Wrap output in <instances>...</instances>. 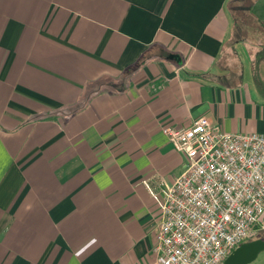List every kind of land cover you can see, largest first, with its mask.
Returning <instances> with one entry per match:
<instances>
[{"label": "crops", "instance_id": "1", "mask_svg": "<svg viewBox=\"0 0 264 264\" xmlns=\"http://www.w3.org/2000/svg\"><path fill=\"white\" fill-rule=\"evenodd\" d=\"M227 2L0 0V264H153L141 180L185 162L162 128L264 134V42Z\"/></svg>", "mask_w": 264, "mask_h": 264}, {"label": "built area", "instance_id": "2", "mask_svg": "<svg viewBox=\"0 0 264 264\" xmlns=\"http://www.w3.org/2000/svg\"><path fill=\"white\" fill-rule=\"evenodd\" d=\"M162 132L185 162L171 184L141 180L160 209L153 264H222L264 223V134L206 116Z\"/></svg>", "mask_w": 264, "mask_h": 264}, {"label": "trees", "instance_id": "3", "mask_svg": "<svg viewBox=\"0 0 264 264\" xmlns=\"http://www.w3.org/2000/svg\"><path fill=\"white\" fill-rule=\"evenodd\" d=\"M262 2L264 0H228L227 7L232 15L236 36H247L254 41L264 42V21L254 11ZM243 14L249 22H243Z\"/></svg>", "mask_w": 264, "mask_h": 264}, {"label": "water", "instance_id": "4", "mask_svg": "<svg viewBox=\"0 0 264 264\" xmlns=\"http://www.w3.org/2000/svg\"><path fill=\"white\" fill-rule=\"evenodd\" d=\"M261 249H264V242L261 240L244 242L235 248L222 264H246L250 262Z\"/></svg>", "mask_w": 264, "mask_h": 264}, {"label": "rangeland", "instance_id": "5", "mask_svg": "<svg viewBox=\"0 0 264 264\" xmlns=\"http://www.w3.org/2000/svg\"><path fill=\"white\" fill-rule=\"evenodd\" d=\"M242 16H244L243 22H245V23L249 22V20H248V18H246L245 14H243Z\"/></svg>", "mask_w": 264, "mask_h": 264}]
</instances>
